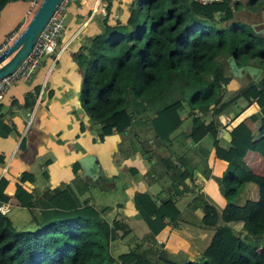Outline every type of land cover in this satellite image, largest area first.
I'll use <instances>...</instances> for the list:
<instances>
[{
  "label": "trees",
  "instance_id": "obj_1",
  "mask_svg": "<svg viewBox=\"0 0 264 264\" xmlns=\"http://www.w3.org/2000/svg\"><path fill=\"white\" fill-rule=\"evenodd\" d=\"M15 1L27 2L28 9L30 0H0V21L3 9ZM105 1L101 31L72 54L81 72V106L97 124L98 137L131 129L136 139H158L175 154L168 135L176 123L168 108L179 100L186 102L192 118L187 137L198 141L210 133L215 154L227 161L225 174L215 176L226 199L232 200L252 184L258 195L240 230L218 215L201 218L199 225L214 232L207 246L183 264H264V175L253 172L244 161L250 149L264 155V75L256 80L246 78L228 96L224 90L238 78L226 72L229 56L238 65L252 60L264 68V32L234 21L230 0L206 4L140 0L138 7L130 5L125 21L117 18L113 23L109 22L111 0ZM27 9L23 23L10 30L21 23L25 26L31 17ZM219 11L222 15L216 17ZM240 97L258 104L259 110L250 118L260 121V136L254 138L252 129L241 121L230 130L229 146L224 147L218 140V115ZM208 114L213 115L211 121L206 120ZM2 127L0 121V133L8 132L7 126ZM164 161L171 174L178 176L174 185L178 189V182H184L191 168L186 165L182 170L169 157ZM74 173L71 183L48 187L37 196L21 183L16 185L13 196L30 210L33 226L17 229L9 214L0 212V264L178 263L166 249L145 244L154 242L168 222L182 218L172 194L160 198L144 190L131 194L135 212L148 227L139 238L120 219L105 217L109 206L96 207L80 198L100 180L103 189L105 178L90 182L76 167ZM6 185L7 179L1 177L0 204ZM200 198L206 199L202 194ZM212 205L205 201L202 208L207 212ZM118 237L130 247L114 254L110 245Z\"/></svg>",
  "mask_w": 264,
  "mask_h": 264
},
{
  "label": "crops",
  "instance_id": "obj_2",
  "mask_svg": "<svg viewBox=\"0 0 264 264\" xmlns=\"http://www.w3.org/2000/svg\"><path fill=\"white\" fill-rule=\"evenodd\" d=\"M132 1L111 0L109 22L113 23L117 18L125 21L129 15L128 5ZM105 3V0H77L70 3L66 8L64 28L58 36L55 53L44 55L35 72L27 79L13 82L0 100V121L3 127H8V132L0 133V178L7 179L2 202L10 205L7 213L12 212L10 218L13 222L15 217H21V209L25 207L19 205L13 196L18 183L37 196L48 187H62L71 183L76 167L77 173L90 182L105 178L103 189L99 185L100 180L80 198L102 207L110 206L104 199L113 195L120 197L115 207L110 206L111 211L105 217L109 221L120 219L131 228L130 234L141 238L148 232V227L135 212L131 194L144 190L160 198L170 193L176 199L182 218L177 219V223L168 222L157 233L154 242L147 241L145 244L166 249L177 264H183L188 259L192 261L207 246L214 232L210 227L200 226L199 220H209L213 215H218L240 230L248 216L251 201L257 198V186L245 185L232 200L226 199L216 178L226 170L227 161L215 154L214 137L210 133L198 141L187 137L192 125L188 109L182 110L179 116L173 105L168 108L176 123L168 135L175 154L169 153L167 145L158 139H136L131 129L113 130L102 139L98 137L97 124L81 106V72L72 54L89 36L101 31V21L107 13ZM230 4L234 21L253 28L255 32H264V0H233ZM26 9L27 2L22 1L11 2L3 9L0 46L5 36L15 28L10 29L18 22L23 23ZM217 14L222 15V12ZM248 63L261 67L256 62ZM229 71L228 65L226 72ZM247 74L232 79L225 86L226 96L234 92L247 77H252L249 72ZM260 75L259 78L264 75L262 67ZM258 110L259 106L254 100L249 102L240 97L231 103L218 115L221 124L219 143L228 147L230 130L241 121L252 129L254 138H258L260 121L250 118ZM212 119L213 115H206L207 121ZM88 153L96 154L100 163L96 178L87 175L80 162ZM166 157L182 170L186 165L191 168L184 182H178V189L174 185L179 178L166 168ZM244 161L253 172L264 175V155L250 149ZM134 168L137 169L136 173L132 172ZM200 194L206 199H197ZM205 201L213 204L210 211L202 208ZM110 247L116 254L128 250L130 244L118 237Z\"/></svg>",
  "mask_w": 264,
  "mask_h": 264
},
{
  "label": "built area",
  "instance_id": "obj_3",
  "mask_svg": "<svg viewBox=\"0 0 264 264\" xmlns=\"http://www.w3.org/2000/svg\"><path fill=\"white\" fill-rule=\"evenodd\" d=\"M76 0H60L43 28L35 38L31 49L17 66L8 74L0 77V100L4 97L6 91L11 84L19 79H27L31 76L40 65V61L44 55L54 54L58 36L64 28V19L67 5ZM202 4L211 3L214 1L226 0H194ZM40 0H30L26 14L32 15ZM106 2V1H105ZM106 7V3L104 4ZM23 24H19L14 30L5 36V40L0 46V50L8 46L15 37L19 34ZM200 113V112H199ZM219 140V134H218ZM220 141V140H219ZM220 144V143H219ZM221 145V144H220ZM10 210V205L6 202H1L0 212L7 213ZM186 260L185 262H187Z\"/></svg>",
  "mask_w": 264,
  "mask_h": 264
},
{
  "label": "water",
  "instance_id": "obj_4",
  "mask_svg": "<svg viewBox=\"0 0 264 264\" xmlns=\"http://www.w3.org/2000/svg\"><path fill=\"white\" fill-rule=\"evenodd\" d=\"M59 2L60 0H40L19 34L8 46L0 50V77L10 73L29 52L38 33ZM228 65L230 72L237 77L249 72L256 80L261 73V67L250 63L238 65L233 56H229ZM80 162L87 175L93 178L98 177L100 163L96 154H85Z\"/></svg>",
  "mask_w": 264,
  "mask_h": 264
},
{
  "label": "rangeland",
  "instance_id": "obj_5",
  "mask_svg": "<svg viewBox=\"0 0 264 264\" xmlns=\"http://www.w3.org/2000/svg\"><path fill=\"white\" fill-rule=\"evenodd\" d=\"M233 0H230V2H232ZM121 2V1H120ZM134 3L135 6H139V3H140V0H133L132 3H129V7L130 5H132ZM232 4V3H231ZM117 15V14H115ZM220 15L216 14V17H218ZM233 18H235V15L233 16ZM251 62H254L251 60ZM264 69V68H263ZM243 75H248L246 72L243 73ZM261 76V75H259ZM263 76V75H262ZM248 78V77H247ZM259 79V77L257 78ZM240 81V80H239ZM225 90V88H224ZM174 106V109L176 108L177 109V112H178V115L180 116L181 113H182V110H187L188 109V105L186 102H182L181 100L175 102L174 104H172ZM226 171V170H225ZM225 171L222 175L225 174ZM115 184L117 185V183L115 182ZM119 186V185H117ZM117 199H121L120 197L116 196V195H113V196H110L106 199H104L103 201L105 203H108L111 207H115L116 206V201ZM109 206V210L106 212L108 213L109 211H111V207ZM115 211V210H114ZM21 217H15L14 220H13V224L14 226L17 228V229H26V228H31L33 226L32 224V219H31V213H30V210L27 208V207H23L21 209ZM9 216L12 215V212L8 213ZM108 215V214H107ZM108 218V217H107ZM109 219V218H108Z\"/></svg>",
  "mask_w": 264,
  "mask_h": 264
}]
</instances>
